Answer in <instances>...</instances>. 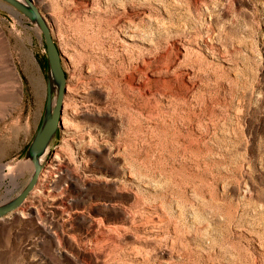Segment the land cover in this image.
Returning <instances> with one entry per match:
<instances>
[{
    "label": "rangeland",
    "instance_id": "1",
    "mask_svg": "<svg viewBox=\"0 0 264 264\" xmlns=\"http://www.w3.org/2000/svg\"><path fill=\"white\" fill-rule=\"evenodd\" d=\"M61 125L0 264H264V0H34ZM47 53L0 0V204L28 182Z\"/></svg>",
    "mask_w": 264,
    "mask_h": 264
},
{
    "label": "water",
    "instance_id": "2",
    "mask_svg": "<svg viewBox=\"0 0 264 264\" xmlns=\"http://www.w3.org/2000/svg\"><path fill=\"white\" fill-rule=\"evenodd\" d=\"M3 1L14 6L39 28L46 47L48 76L43 117L25 152V158L33 165V172L26 185L14 197L0 204V218L17 209L34 188L42 169V157L61 125L62 105L66 90V73L62 66L61 53L46 18L34 3V0Z\"/></svg>",
    "mask_w": 264,
    "mask_h": 264
},
{
    "label": "bare ground",
    "instance_id": "3",
    "mask_svg": "<svg viewBox=\"0 0 264 264\" xmlns=\"http://www.w3.org/2000/svg\"><path fill=\"white\" fill-rule=\"evenodd\" d=\"M47 21V20H46ZM33 166V165H32Z\"/></svg>",
    "mask_w": 264,
    "mask_h": 264
}]
</instances>
